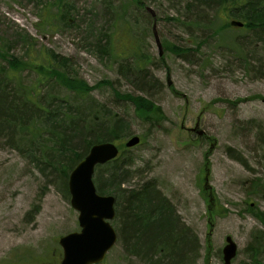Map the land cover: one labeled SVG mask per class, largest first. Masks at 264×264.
<instances>
[{
    "label": "rangeland",
    "instance_id": "obj_1",
    "mask_svg": "<svg viewBox=\"0 0 264 264\" xmlns=\"http://www.w3.org/2000/svg\"><path fill=\"white\" fill-rule=\"evenodd\" d=\"M63 1L61 18L60 0H0L2 85L20 97L31 91L38 100H71L79 107L74 93L54 81L53 68H40L47 57H67L59 72L93 86L89 96L96 105L125 121L126 133L109 141L126 151L117 164L129 169L120 188L155 181L199 244L189 264H205L207 256L208 264H224L226 236L237 245L232 264H255L249 247L264 234L258 217L264 214L263 31L235 27L216 34L222 21L213 9L187 12L179 0H141L142 6L134 0ZM137 54L145 57L140 69ZM12 59L19 62L16 70ZM115 91L152 101L161 110L157 121L143 119ZM80 101L83 107L90 102ZM24 131L0 132V264H59L60 238L81 229L68 190L81 160L66 168L61 146L47 135L36 136L27 151L18 142ZM133 135L141 144L125 149ZM110 189L106 194L116 198L118 190ZM114 245L101 264H151L145 251L130 253L119 238ZM258 259L264 264L263 254Z\"/></svg>",
    "mask_w": 264,
    "mask_h": 264
},
{
    "label": "trees",
    "instance_id": "obj_2",
    "mask_svg": "<svg viewBox=\"0 0 264 264\" xmlns=\"http://www.w3.org/2000/svg\"><path fill=\"white\" fill-rule=\"evenodd\" d=\"M134 1L138 6H142L141 0ZM63 2L60 0L57 5L61 18L65 16L62 9ZM179 2L187 5L186 10L184 9L187 12L193 9L199 11L213 9L222 21L213 30L216 34L224 32L227 28L233 29L226 21L227 18L240 20L244 24L243 29L260 30L264 33V0H179ZM175 50L183 49L175 47ZM1 57L4 58L3 55ZM66 58H59L57 55L47 57V65L40 66L41 72L45 70V67L49 70L52 67L50 72L56 78L54 81L74 93L73 97L79 101L77 102L79 107L73 108L71 100L70 103L61 99L50 103L41 101L36 99L31 91L25 95L24 90L20 97L19 91H7L2 85L3 81L0 80V132L18 130V128H22L23 132L25 128L24 133L20 135L24 137L27 133L31 137L26 141L25 137H21L18 142L21 146H25L27 151H29L27 146L36 141L34 140L36 136L43 138L47 135L45 136L47 139L61 146V156H65L63 160H59L65 162L68 168L67 165L69 166L70 163L76 164L82 160L93 144L114 141L117 137L119 138V135L126 133V124L120 116L110 115L109 111L103 109V105H96L94 98L89 96L93 86L89 87L84 81H77L59 72L61 66L66 67ZM144 59L145 57L137 54L135 60L139 69L140 63L145 62ZM11 67L14 70L18 69L19 62L12 59ZM115 95L131 102L146 121H157L155 117L160 114V107L149 99L116 91ZM86 97L90 102L83 107L80 98ZM103 118L107 119L108 125H103ZM85 139L87 145L84 143ZM77 143L85 145V147L82 145V154L76 153ZM122 152L126 151L122 150ZM121 153L115 160L96 168V171H100L98 176L100 193L114 192L110 189L112 186L116 188V191L118 190L115 192L117 210L115 208L116 217L113 220L119 222L115 227L119 230L118 238L123 241V245L130 253L133 250L145 251L147 255H150L151 264H189L197 253L198 242L192 236L189 237L190 234L185 225L179 224L180 221L171 202L161 194L153 179L141 183L137 188L128 190L120 188L127 179L125 175L129 171L124 166H117L120 157L124 155ZM59 163L58 170L63 169L64 164ZM205 166L207 167V163ZM105 169H108V173L104 174ZM257 186L256 184L255 187ZM258 217L264 222V214ZM249 248L253 251L252 262L261 264L258 256L264 255V234L255 236V241ZM208 258L209 256L205 264H208Z\"/></svg>",
    "mask_w": 264,
    "mask_h": 264
},
{
    "label": "water",
    "instance_id": "obj_3",
    "mask_svg": "<svg viewBox=\"0 0 264 264\" xmlns=\"http://www.w3.org/2000/svg\"><path fill=\"white\" fill-rule=\"evenodd\" d=\"M147 10L155 17V12L150 7H147ZM229 25L235 28L243 27L244 24L235 19L231 20ZM154 39L161 51L157 33L154 34ZM197 126L196 124L194 130H197ZM198 133L202 135L203 132L198 131ZM139 141V135H134L126 140L125 147H135L140 143ZM118 152L119 147L114 143H96L71 171L68 177L70 202L79 213L78 224L81 229L79 232L74 231L60 238L59 245L63 249L60 264H98L105 259V255L116 243L117 234L110 223L116 215L115 197L99 194L93 175L96 165L115 159ZM225 240L222 260L224 264H232L231 261L237 255V245L230 236H226Z\"/></svg>",
    "mask_w": 264,
    "mask_h": 264
},
{
    "label": "bare ground",
    "instance_id": "obj_4",
    "mask_svg": "<svg viewBox=\"0 0 264 264\" xmlns=\"http://www.w3.org/2000/svg\"><path fill=\"white\" fill-rule=\"evenodd\" d=\"M181 48V47H180ZM183 49V48H182ZM184 50V49H183Z\"/></svg>",
    "mask_w": 264,
    "mask_h": 264
},
{
    "label": "flooded vegetation",
    "instance_id": "obj_5",
    "mask_svg": "<svg viewBox=\"0 0 264 264\" xmlns=\"http://www.w3.org/2000/svg\"><path fill=\"white\" fill-rule=\"evenodd\" d=\"M59 263V262H58Z\"/></svg>",
    "mask_w": 264,
    "mask_h": 264
}]
</instances>
